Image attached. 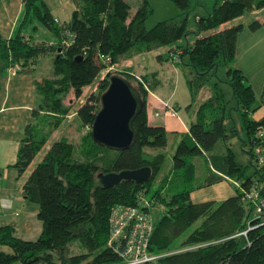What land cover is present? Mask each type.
Instances as JSON below:
<instances>
[{"label":"trees","instance_id":"16d2710c","mask_svg":"<svg viewBox=\"0 0 264 264\" xmlns=\"http://www.w3.org/2000/svg\"><path fill=\"white\" fill-rule=\"evenodd\" d=\"M73 1L77 8L71 19L61 21L45 0H23L19 30L8 39L0 37V73L35 68L40 56L55 54L54 75L38 82L43 96L39 120L47 121V126L52 119V128L47 131L40 122L26 127L14 165L20 173L49 145L51 133L73 110V105L64 103L65 97L74 92L79 102L85 88L94 84L98 88L84 102H76L74 113L83 127L79 142L63 136L50 144L23 186L26 198L39 204L41 234L26 240L15 235L13 225L0 226V246L9 248L0 249V264H124L123 244L108 242L109 218L116 205H139L150 213L159 205L161 215L153 217L149 252L160 257L146 264H264V219L250 197L255 189L264 199V116L255 117L261 103L235 67L242 25L220 29L248 10L264 7V0H216L212 11L195 15L196 39L184 45L178 41L191 33V0H172L183 11L181 17L159 21L151 28L146 25L153 13L149 0H143L133 14L127 0ZM34 19L58 41L26 36L21 27ZM261 25L256 21L251 27ZM167 45H174L170 51L183 67L192 102L206 88L211 94L199 104L189 132L181 136L171 170L155 185L169 140L165 127L150 124L147 115L146 95L151 85L159 84L157 74L153 73L152 84L145 75L110 69L131 48L137 46L142 52ZM113 74L132 85L136 80L138 86H134L144 100L134 122L135 141L120 151L99 144L92 136L101 95ZM232 139L241 141L249 163L238 160L234 144H229ZM198 158L210 171L201 180ZM145 166L152 168V178L145 183L123 180L106 187L99 177ZM225 179L235 183V195L223 201H192L193 191ZM72 246L77 249L72 251Z\"/></svg>","mask_w":264,"mask_h":264},{"label":"crops","instance_id":"0c3cea01","mask_svg":"<svg viewBox=\"0 0 264 264\" xmlns=\"http://www.w3.org/2000/svg\"><path fill=\"white\" fill-rule=\"evenodd\" d=\"M1 2L2 0H0V3ZM22 5L23 0H21V2L19 1L16 7L14 20L12 21L14 27L12 26L13 28L10 30V33H12L15 26L16 30H14L12 35H8L6 39L13 36L15 32L19 30L18 28H20L19 22H21ZM201 6H203V4ZM13 8L15 9V5ZM0 9L1 12H4L6 15V5H2ZM206 10L210 11V8H207ZM19 17L20 19H18ZM56 17L61 21H67L62 20L59 16ZM256 21H259L262 25L257 29H252L251 25ZM236 24H241L242 30L239 32L236 41L235 67L243 72L260 101L261 106L255 113V117L261 118L264 116V7L255 10H248L242 16L221 26L220 29L225 26ZM186 40V43L194 42H190L188 39ZM178 44L184 45L183 42ZM171 53L172 52L170 51L173 60L178 62L177 59H174V56H172ZM161 59H164V56H161ZM37 66L20 72H18L16 68H11L12 70L9 69L0 73V226L8 224L13 225L15 228V235L26 240H35V238H31L30 235L37 232L39 237L41 234L40 231H42V227L40 228L39 223L41 220L38 218L39 204L28 200L23 192V186L36 166L34 165L32 167L36 158L24 173H20L14 165L18 158L22 139L26 135V127L30 124L36 123L42 114L40 106L43 102V96L38 90V82L41 80L35 76V73H32L36 70ZM154 73L157 74L156 79L159 80V84H155L154 86L151 85L148 88V93L153 98V106H155L156 110L152 114V112L148 110L147 103L149 123L152 125L164 126L170 133L169 138H174L173 142L178 144L181 136L189 132L190 124L182 119L177 113V108L180 107V102L176 101L175 104H171L177 94L175 90H173L170 95L158 94V87L163 84L158 78L159 72ZM144 75L150 78L152 83L154 77H149L148 74ZM144 75L136 76L141 77ZM5 77L6 80L4 79ZM4 84L5 91L3 92ZM201 96L202 94L199 95L195 101L198 103L195 108L193 106L194 103L192 102V96L191 101L187 104V109L192 112L193 118L191 122L196 117V111L199 104L205 99V97H207V95ZM12 97H16V99L12 100ZM190 104H192L191 107H189ZM161 112L163 113L161 114ZM156 113H158V115ZM49 147L50 144L47 145L45 151ZM196 163L198 164V176L201 180L210 173V171L203 158H198ZM5 174L7 177L4 179ZM219 185H225L226 187L224 189H219V192L213 194L216 198L207 199L204 198V196L200 197V192ZM235 187V183L232 180L225 179L210 186L196 189L191 193V199L194 203L223 201L236 194ZM5 248V246H0V249Z\"/></svg>","mask_w":264,"mask_h":264},{"label":"rangeland","instance_id":"374dc122","mask_svg":"<svg viewBox=\"0 0 264 264\" xmlns=\"http://www.w3.org/2000/svg\"><path fill=\"white\" fill-rule=\"evenodd\" d=\"M21 2V0H19ZM18 0H2L0 3V7L2 5H6V15L4 12H1L0 9V37L7 38L8 35H12L14 30H16V26L14 30H12V33H10V30L14 27L12 25V21L14 20L16 7L19 3ZM48 6L51 8L53 13L56 16H59L62 20H70L73 14V11L77 8V4L73 0H45ZM131 5V12L132 14L136 12V10L140 7L143 0H127ZM150 4L153 8V13L149 16L147 19L146 25L148 28L153 27L157 22L166 20L169 18H180L183 11L175 4L172 0H149ZM216 0H191V9L188 16V25L189 29L191 30V33L187 36V38H183L178 43L186 44L188 39L190 42L194 41L196 39L195 30H196V23H195V15L200 13H207V8H210L212 11L213 6L215 4ZM203 4V6H200ZM15 5V9L13 6ZM22 16L20 21L23 19V15L25 13L24 4L22 5ZM205 8V9H204ZM20 23V22H19ZM26 26H22L21 28L23 33L26 34V36H31L34 40H45L47 42H57V37L49 31L46 27L42 25V23L38 19H34L31 22H28L25 24ZM13 26V27H12ZM20 27V24H19ZM19 29V28H18ZM174 45H167V46H161L157 49L151 50V51H142L139 52L137 49L138 47L131 48L128 52L123 54L119 57L118 62L115 64L113 68L110 70L112 72L118 73L120 70L128 69L132 71V74L136 75H144L148 74L149 77L152 76V73L159 72V79L162 82L163 85H160L158 87V94L162 95H170L173 90H175L176 97L172 101V105L176 103V101L180 102V107L177 108V113L179 116L184 119L188 124L191 123L192 120V112H190L187 109V104L191 101V93L188 88L186 75L184 73L183 67L181 64H178L176 60H173V58L170 55V49H172ZM164 56V59H161L160 56ZM175 59V58H174ZM54 60H55V54L54 53H47L45 55L40 56L39 65L37 66L36 70L32 73H35V76H37L40 80L43 78H51L54 73ZM107 73H103L102 75H99L96 79V83L100 80L101 76H105ZM6 80V77L4 78ZM134 85H137L136 80H132ZM176 87V88H175ZM13 89V88H12ZM5 91V84L3 86V92ZM204 94L202 96L207 95V97L211 94L210 89L206 88L203 90ZM91 92H98L97 84L92 85L91 87H87L84 89L82 97L79 99H76V96L74 92H70L64 99V103L67 105H73V110L70 112V114L64 118L62 123L60 124L59 128L57 130H54L53 136L51 135L49 137L47 144H52L54 141H56L59 138H62L63 136L68 137L69 139L73 140L74 142H79L80 139V132L83 130V127L81 126L76 114L74 113L75 108L77 105L85 101V98L91 93ZM201 96V97H202ZM16 97H12V100H15ZM147 103H148V110L152 112V114L156 111L155 106H153V98L150 96L149 93L146 95ZM79 104H77V103ZM198 103L194 102V108L197 106ZM163 112H161L162 114ZM43 114H41L42 116ZM45 115V114H44ZM52 121V119H51ZM50 121V125L45 126L44 124L47 123V121H43V119L40 118L37 122L40 126L44 127L45 130H49L52 128V122ZM85 129V128H84ZM170 135V133L168 132ZM174 138L170 137L168 140V146L166 147V161L156 176L155 179V185H158L160 180L171 170L172 164H173V153L176 149L177 143L175 144ZM229 144H234V149L237 153V158L240 162L246 163L250 162V155L248 153H245L242 151L241 148V141L239 139H232ZM220 145L225 147V142L220 141ZM47 145L44 147V149L38 154L35 161L32 164V167L34 165H37L43 158V155L45 153ZM154 151V150H151ZM6 174L4 176V179L6 178ZM225 185H219L217 187H213L209 190H205L200 192V197L204 196V198H214L215 195H213L215 192H219V189H224ZM207 191V192H206ZM206 192V193H205ZM205 194V195H204ZM219 194V193H218ZM151 196V193L149 194ZM216 198V197H215ZM196 200V197H195ZM152 216L154 219L158 218L161 215V209L159 208V205L156 208H153L151 211ZM37 221V218H36ZM40 228L42 227V222L40 221ZM41 232V231H40ZM31 238H38L37 232H35L33 235H30ZM183 239L181 237L178 242H180ZM7 251H9V248H5ZM77 248L75 246H72V251H75ZM17 264V263H14Z\"/></svg>","mask_w":264,"mask_h":264},{"label":"water","instance_id":"95a60500","mask_svg":"<svg viewBox=\"0 0 264 264\" xmlns=\"http://www.w3.org/2000/svg\"><path fill=\"white\" fill-rule=\"evenodd\" d=\"M144 108L141 92L120 74H113L101 95V108L92 125V136L99 144L113 150L129 148L135 141L134 122ZM104 186L119 184L123 180L145 183L152 178V168L123 170L99 175Z\"/></svg>","mask_w":264,"mask_h":264},{"label":"built area","instance_id":"2783aa9c","mask_svg":"<svg viewBox=\"0 0 264 264\" xmlns=\"http://www.w3.org/2000/svg\"><path fill=\"white\" fill-rule=\"evenodd\" d=\"M250 197L256 201L257 211L264 219V199L260 198L259 192L255 189L250 192ZM109 220L108 242L113 244L116 241L123 244L124 264H146L160 257L149 252L150 237L154 228L150 212L139 205H116L111 210Z\"/></svg>","mask_w":264,"mask_h":264}]
</instances>
